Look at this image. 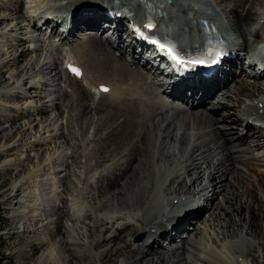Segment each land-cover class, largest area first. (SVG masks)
Returning <instances> with one entry per match:
<instances>
[{
    "label": "bare ground",
    "instance_id": "bare-ground-1",
    "mask_svg": "<svg viewBox=\"0 0 264 264\" xmlns=\"http://www.w3.org/2000/svg\"><path fill=\"white\" fill-rule=\"evenodd\" d=\"M57 1L64 12L77 13L70 31L56 44L43 36L38 38L40 46L20 49L18 45L12 59L0 58V96L14 94L16 101L28 97L24 103L39 97V103L28 108H14L0 97V127L14 125L17 118L10 115L12 108L21 110L22 118L49 109L54 112L41 116L35 126L30 120L21 132L13 133L14 126L0 129V155L10 152L6 150L10 144L30 151L48 141L55 144V152L44 156V150L39 160L26 165L23 177L17 175L27 181L28 189L19 185L21 180L12 181L11 187L8 180L3 182L8 187L3 195L17 207L16 219L28 218L27 209L36 208L31 218L38 223L23 230L32 236L23 244L19 263L264 264V157L242 147L249 142L264 147V71L252 80L243 67L239 75L228 73L220 85L199 89L193 100L169 94L172 100L167 101L165 94L157 93L151 71L139 63L135 47L124 50L122 35L115 42L97 31L105 29L109 18L94 15L95 0ZM118 1L128 13L133 8L136 17L145 16L139 0ZM172 1L164 6L156 0L146 4L160 9L161 29L186 47L201 42L202 19L214 21L223 32L231 29L224 15L234 26L237 61L245 64L242 54L251 50V41L263 39L264 0H219L218 12L209 0ZM17 2L20 8L23 1ZM48 2L31 0L27 13L17 8V19H22L15 24L18 30L25 29L24 20L26 26L38 27L33 16L49 9ZM198 4L202 7L196 9ZM41 15L46 17V12ZM38 28L41 35L45 29ZM46 28L51 34L57 30L52 21ZM85 29L94 31L76 35ZM6 34L0 30V37ZM23 34L16 40H25ZM40 50L49 52V57L43 52L39 58L27 57ZM60 55L64 62L72 58L83 66L86 85L67 73L58 62ZM21 60L26 64L16 81L4 86L2 71ZM26 84H31L30 89L23 88ZM103 84L111 87L108 93L99 90ZM21 133L31 134L30 141L17 146ZM64 143L68 146L63 149ZM20 156L1 163V176L17 178L15 170L32 160L31 153L25 159ZM55 180L60 186L53 195L50 184ZM210 186L214 192L207 197ZM31 187L35 190L29 193ZM66 193L77 199V214L70 212ZM219 196L222 200L215 203ZM49 207L54 210L52 216H46ZM140 232L146 237L142 234L141 242L134 241Z\"/></svg>",
    "mask_w": 264,
    "mask_h": 264
},
{
    "label": "rangeland",
    "instance_id": "rangeland-1",
    "mask_svg": "<svg viewBox=\"0 0 264 264\" xmlns=\"http://www.w3.org/2000/svg\"><path fill=\"white\" fill-rule=\"evenodd\" d=\"M21 1H23V4L20 6V8H21L20 9L17 0H0V17L2 18V21H1V24H0V27H1L0 30L5 29L6 32H7V34L5 36L0 37V58L1 59H5V58H6V60L12 59L13 58L12 54H14V52L16 51L15 49L18 48V45H19V48L22 49L24 46H26V47H29L30 45L31 46H34V45H39L40 46L42 44V42L39 39H37L38 38L37 33L31 27L26 26L27 21L24 20L23 23H22L23 25H25V29L18 30L19 27L15 26V24L17 23V20L18 21L22 20V19H17V16L20 15V14H16V12L18 10L19 11L20 10L24 11L26 13L28 12V10L30 11V8H29L30 6L28 4H29V2L31 0L30 1L29 0H21ZM208 3L210 5V7L213 9V11H215V12L217 10L221 11V7H220L221 3H220L219 0H209ZM17 8H19V9L17 10ZM19 11H18V13H19ZM9 16H11V17H9ZM224 19L226 20V23L231 28V30H234V26L232 25V22L230 21L229 17H226L224 15ZM86 33H89V31L83 32V35H85ZM22 34L24 35V37H26V39L23 40V41L16 40V37L18 35H22ZM78 35H80V33H78ZM32 39H33V41H32ZM20 46H22V47H20ZM62 48H63L62 51L64 53L65 52L64 51V46H62L61 49ZM42 52L43 51H41V50L36 52V53H34V52L32 53L31 52V53L28 54L27 57L29 59L32 56L34 57V59L35 58H39V56L42 54ZM45 53H46V50L43 52V56L47 57L49 52L46 53V54ZM115 54L117 55L116 57L118 58V55H119L118 52L115 53ZM48 57H49V55H48ZM61 58H62V55H60V60L58 62H61ZM25 64H26L25 60H21L18 63L10 64L7 68H5L2 71V75L4 76L3 80L5 82L3 85L6 86V87L11 86L13 84V82L16 81L19 71L22 68H24ZM38 79H35L34 82H38ZM235 84H236L235 86H237L236 82H235ZM235 86L233 85L231 87H235ZM30 87H31V84H28V85L26 84V85L23 86L24 89H30ZM0 97L3 99V101L5 100V101H8L9 103H11V105L14 108L17 105L22 106V107L27 106V108H28V107H30L33 104L35 105L36 103H39L38 102L39 97H37V96H35V97L33 96V97L29 98V102H26V103H24V100L26 101L28 99V97H26L23 100H22V98H19L20 101H16L15 100L14 94H12L10 96H3V97L0 96ZM43 99L47 100L46 98H43ZM54 110H56L55 107H54ZM56 112L58 113L60 111H55V114H56ZM9 113H10L11 116L16 117L17 120L14 122V125H12L11 123L2 124L3 126L0 127V129H2L4 127L6 129L10 130L14 126L15 129H14V131H12L14 133L15 131L16 132H18V131L21 132V131H23V129H25V128L27 129L29 127L28 123H29L30 120L33 121L32 125L35 126L40 121V117L41 116H49V115L53 114L54 112H53V110L49 109V110H46V111H40V113H35L33 115L31 114V115H29L26 118L25 117H23V118L21 117L22 111L18 110L17 108L16 109L12 108ZM52 118H53V116H52ZM220 124H222V123L220 122L218 125H220ZM23 125H26V127L24 128ZM34 133H35V130L33 131V134ZM63 133H65V132L63 131ZM10 134H11V132H10ZM21 134L22 135H20V136H23V138L20 140V142H18V143L16 142L17 146L20 145L21 143H23L21 141H24V142H29L30 141L28 139V137L31 134L29 136H25V135H23V133H21ZM61 141L65 142V139L62 138ZM54 145H55L54 142L48 141V143L44 144L40 149L39 148H35V150L33 149V150L30 151V149L28 147H25V148H22L21 150H18V149H16V145L10 144L8 146V149H6V150H8L10 152H8L5 155L4 154L0 155V165L5 160L8 161V162H14L15 160L18 159V156H20V154H21L20 157H22V159H25L27 154L31 153V159L32 160L30 162H26L22 166H19L15 170V173L13 174V177L15 175L17 176V175H20V174L22 176L23 172L26 171V168H27L26 165L30 164V163L34 164L37 160H39V158H40L39 155H41L40 153H42L44 150L47 152V155H45L46 153L44 151V156H49L50 155L49 152H51V153L55 152ZM65 145H66V143H64L63 149L65 148ZM66 146H68V145H66ZM63 149L61 148L59 153ZM257 155L264 157L263 156L264 155V147L257 148V150L255 151V156H257ZM69 162H73L71 158L69 159ZM74 166H76V164H74ZM261 166L264 167V165H261ZM31 167H32V165H31ZM1 175L2 174H0V246H1V248H3V250L5 252V255L7 256V260L6 261L10 262L11 264H20L19 263V259H20L21 249L23 247V244L30 236H32V235H28V233H23V230L24 229H29L30 223L33 224V225L38 223V220L37 221L35 220V222H32L33 218H31V215L34 214L32 211H34V209H36V208L31 206L29 209H27L26 213H28V215H30L28 218H26V219H24L22 221L16 219L14 215L16 213L17 207L14 206L15 205V202H13L14 200H12V199L8 200L7 196L3 195L4 193H6V190L8 189V187H5V188L3 187L4 186L3 182L8 180V184L11 187V182L12 181H15V180L20 181L23 176L22 177L21 176H17V178H15L14 180H11L12 179V175L11 174H7V175H3V176H1ZM30 180H32V179H30ZM106 181H107V179L104 180L103 182H106ZM22 184H23L22 188L28 189V187H27L28 184H27V181L25 179L21 180L19 185H22ZM101 184L102 183L98 184V186L95 185L93 192H97V190L101 186ZM59 186H60V183H58L57 180L52 181L51 184H50V192L53 195H56ZM34 190H35L34 187H31L28 190V192L30 193L31 191H34ZM24 192H26V191H24ZM213 192H214V186H210L209 187V191H207V194H209V196H207V197H210L213 194ZM33 195H34V193H33ZM64 196L68 197L67 205H68V208H69L70 212L77 214L79 212L77 210V199L74 198L73 196L68 195L67 193ZM219 197H221V196H219ZM219 197H218V199H216V197H215L213 199V201L215 200V203H217L219 200H222V197H221V199H219ZM203 199H205V198H203ZM177 201H178V199L176 200V202ZM53 204H57L58 205V204H60V202L59 201H57V202L55 201ZM51 208L52 207H49L48 211L45 212L47 214L46 216H48V215L52 216L54 214V210L52 211ZM83 214H84V212H83ZM206 214H207V212H206ZM82 217L83 216H81V218ZM229 219L231 220V217H229ZM65 220L68 221V218H65ZM209 227H210V225H209ZM209 227H207V228H209ZM53 229L55 230V228H53ZM128 234H129V232H128ZM142 234H144V237H146L144 232H142V233L140 232V233L136 234L133 237V240L135 241L136 238L139 235H142ZM31 238H32V240H34L33 237H31ZM57 240H59V237H58ZM45 242H47V240ZM180 250L181 251H178V253L182 252V249H180ZM41 255H42V253L41 254L39 253L38 256H41ZM65 256H67V254ZM121 258H119V260ZM240 260H242V257H240ZM66 264H71V263H69V261H68ZM112 264H116V262H113Z\"/></svg>",
    "mask_w": 264,
    "mask_h": 264
},
{
    "label": "snow or ice",
    "instance_id": "snow-or-ice-1",
    "mask_svg": "<svg viewBox=\"0 0 264 264\" xmlns=\"http://www.w3.org/2000/svg\"><path fill=\"white\" fill-rule=\"evenodd\" d=\"M148 28H151L152 25H147ZM155 43V41H153ZM160 50L173 62V66L177 68H184L186 66H195V65H201L205 64L207 61L202 59H196V60H185L181 56H179L175 50L172 47H165V45L160 44L159 45ZM218 56L216 59L212 60L211 63H216L218 60ZM77 75H79V71L76 69H72ZM103 91H107L106 88L102 89Z\"/></svg>",
    "mask_w": 264,
    "mask_h": 264
},
{
    "label": "trees",
    "instance_id": "trees-1",
    "mask_svg": "<svg viewBox=\"0 0 264 264\" xmlns=\"http://www.w3.org/2000/svg\"><path fill=\"white\" fill-rule=\"evenodd\" d=\"M6 260H7V256L5 255L3 248H1L0 246V264H11Z\"/></svg>",
    "mask_w": 264,
    "mask_h": 264
}]
</instances>
